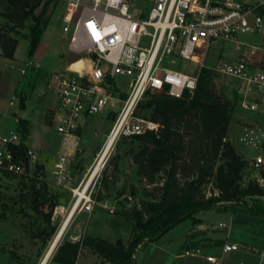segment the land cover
Masks as SVG:
<instances>
[{
  "label": "built area",
  "instance_id": "1",
  "mask_svg": "<svg viewBox=\"0 0 264 264\" xmlns=\"http://www.w3.org/2000/svg\"><path fill=\"white\" fill-rule=\"evenodd\" d=\"M61 1L63 31L70 33V50L77 57L69 64L82 62L77 70L68 65L50 74L49 84L57 99L51 110V123L63 137L77 136L84 119L110 114L115 118L104 148L111 141L114 145L123 138L147 132L158 135L163 126L139 116V103L148 92H166L177 98L185 92L193 95L204 67L237 82L238 105L243 111L255 113L264 104V43L241 39L264 36V3L143 0L147 7L137 15L132 11L133 0ZM218 44L231 46L235 57L213 54V62L207 63L211 48ZM196 56L197 71L184 72L179 68L180 61L192 62ZM119 78L127 80L126 90L121 88ZM15 102L17 98L13 97L10 105ZM246 132L240 139L251 146L258 139L257 131ZM21 144L24 143L19 132L0 135V174L27 178L30 165H37V153L31 148L18 153ZM66 162L62 156L54 166L53 176L59 185L66 180L62 175ZM248 166L264 172V143ZM255 181L264 188V177ZM82 186L73 190L77 209L81 206L82 212L90 213L95 199L89 187ZM114 211L112 207L111 212ZM238 248L226 244L223 252ZM84 252L86 248L82 247L79 254ZM208 260L217 262L215 257Z\"/></svg>",
  "mask_w": 264,
  "mask_h": 264
},
{
  "label": "rangeland",
  "instance_id": "2",
  "mask_svg": "<svg viewBox=\"0 0 264 264\" xmlns=\"http://www.w3.org/2000/svg\"><path fill=\"white\" fill-rule=\"evenodd\" d=\"M239 1L251 4L264 3V0ZM83 2L89 3L90 0H83ZM133 3L132 11L137 15L145 11L147 7L144 5L143 0H133ZM40 10L38 9L37 12ZM3 11L4 5L0 2V14ZM63 11V1L56 0L50 4L47 14L50 17V29L57 36H46L49 41V49L46 51L44 65L49 69H56L57 72L61 71L67 63L77 58L75 55L71 56V53L67 49V41L71 35L63 31L65 25L61 18ZM0 23H5V19L1 15ZM30 23L31 21L28 20L25 22V27L19 28L22 34L29 33L27 25ZM15 37L20 42V44L18 42V58L27 62V67L25 68V73L22 74V83L18 86L15 94L11 87V89H7L4 99L8 101L14 95L17 98L18 108L24 109L25 107H30L34 110L36 116L41 115L45 118L47 126L43 128L36 127L34 137L36 141L43 143V150L39 151L41 154L40 160L45 162L49 168L46 169L44 167L45 176L40 175L39 180H43L46 183L48 192L53 197L49 198L47 204L44 207H40V210L44 208L48 211L49 205H54V210L51 222L48 223L45 221L43 214L36 212L34 209L35 194L30 177L33 178L38 175L35 163H32V166L30 165L27 171L28 179L25 178V180L13 175L0 174V264H39L66 215L74 208L77 197L74 196L73 190L84 184V181L88 179L91 173L90 171L97 165L104 148L106 134L112 125L115 115L110 114L109 116L101 115L88 118L85 121L81 134L77 133L79 148H85L86 152L78 148L72 157L65 155L63 137L49 121L51 110L55 106L56 97L55 89L51 88L49 84L50 73L44 74L36 69L37 67L32 62V57L27 53V50L29 51V41L20 36ZM241 39L254 43L258 41L259 37L247 36V38ZM220 49V44L211 48L207 63L213 62V54L219 53ZM197 60L198 57L196 56L192 62L180 61L179 68L184 72H195L197 71ZM20 64L21 66L16 64L17 66L14 67L8 65L9 68H5L3 65L0 66L5 73L11 74L13 84L21 76L18 66H25L24 62ZM118 80L121 88L126 90L127 80L121 78ZM217 83L227 88L230 96L232 90H235V94L237 95L238 84L232 78L219 75ZM147 99L148 97L143 102ZM137 113L139 116L146 118L150 116V110L144 108L138 109ZM16 118L19 117L16 115ZM19 119L22 120L21 118ZM14 124L13 118L6 116V119L0 120V133H9L7 130ZM248 129L257 131L255 134L258 136V139L256 138L255 143L251 146L245 145L240 139L243 133H247ZM19 134L22 137L24 135L21 128ZM228 139L235 146L237 152L249 163L259 152V147L264 143V104L255 113L243 111L236 105ZM131 145L130 139H121L113 145L103 167L89 186V192L92 193L95 199L92 212H82L80 210L81 206L78 207L58 246L64 240L78 242L84 241L88 237L102 238L113 243L121 240L125 244H128L132 239L134 222L127 219L126 213L135 208L140 209L144 202L151 200V196H147L146 191L150 195H157V187L149 185L138 175V167L129 154ZM62 156L67 158L65 170L62 172L66 180L63 184L59 185L53 176V172L55 171L53 163L58 161ZM260 176H262L260 171L247 166L244 171V183L247 184V182L256 180ZM40 185L37 182V188ZM209 192L208 187L206 195L209 196ZM112 207L115 209L114 212H111ZM212 212L209 211L205 214L210 220L212 219L211 221L214 223H219V221L223 220L227 221L229 228L233 229L231 241L236 242L240 246L239 252L241 253L239 254L248 252V261L251 264H260V259L258 258L260 254L252 252L251 248L254 247L255 249H259L258 251L264 252V217L254 215L249 209L243 207L241 211L233 213L234 221L229 223L228 217L215 216L211 218L210 214H214ZM216 213L220 214L219 212ZM190 222V220H185L164 234L159 240L141 246L135 252V258L138 259L136 264H145L150 256L162 258L161 264H180V260H175L174 258L168 260V243L176 244L188 231L190 224L195 226V224ZM49 234L51 235L48 239ZM58 246L48 264H58L53 260ZM246 246H248V251H245ZM84 247L87 251L82 256L87 258L90 254H95L97 263L101 262L102 256L100 254L88 245ZM102 260V264L107 261L105 258H102ZM195 260L187 257L182 262L189 263ZM240 262L247 264V259L239 256V258L235 257L233 260L234 264H239Z\"/></svg>",
  "mask_w": 264,
  "mask_h": 264
},
{
  "label": "trees",
  "instance_id": "3",
  "mask_svg": "<svg viewBox=\"0 0 264 264\" xmlns=\"http://www.w3.org/2000/svg\"><path fill=\"white\" fill-rule=\"evenodd\" d=\"M55 1L0 0L4 5L0 15L5 19V23H0L3 57L14 59L19 42L15 36L28 40L29 56L34 55L50 22L47 16L50 4ZM38 9L41 10L37 12ZM28 20L31 21L27 25L29 33L22 34L19 28L25 27ZM219 75L204 67L193 95L185 92L177 98L166 92H148L145 97L148 99L139 103L137 110H150L148 119L163 127L158 135L147 132L123 138L131 140L129 154L138 167V175L157 187V195L145 190L151 200L144 202L140 209L126 213L127 219L134 222L129 243L92 237L78 242L64 240L58 246L54 262L76 264L81 248L88 245L111 264H135L133 255L141 246L159 240L185 220L195 225L200 223V216L209 211L233 214L245 207L254 215L264 217V188L255 180L244 183L248 161L228 139L238 96L235 90L230 96L227 88L217 83ZM18 124L23 125L22 120ZM26 150L27 146L21 144L18 153ZM36 166L38 175L30 177L35 194L34 209L49 223L54 205H49L48 211L40 207L53 195L49 194L46 183L39 180L40 175L45 176L44 167ZM37 182L41 184L39 188ZM208 187L209 196L206 195Z\"/></svg>",
  "mask_w": 264,
  "mask_h": 264
},
{
  "label": "crops",
  "instance_id": "4",
  "mask_svg": "<svg viewBox=\"0 0 264 264\" xmlns=\"http://www.w3.org/2000/svg\"><path fill=\"white\" fill-rule=\"evenodd\" d=\"M46 36H53V37L57 36L56 33L50 29L49 25L47 29L44 31L40 44L37 47L34 55L32 56V62H34V65L35 67H37L36 69H38L39 72H42L44 74L45 73L52 74L53 72H57V70L49 69L48 67H45L44 65L46 51L49 49V41L46 38ZM249 36L259 37L260 40L258 39V41H255L254 43H259V42L264 43V36H261L260 34L249 35ZM245 37L247 38V36ZM247 42L253 43L248 40ZM19 44L17 46L14 59H8V58L3 57L1 55V48H0V66L3 65L5 68H9L8 65L10 67H14L17 65L21 66L20 63L22 62H24L25 64L24 67L18 66V68H20L21 76L17 80V82L16 81L14 82V84H13L11 74L5 73V71L0 68V118H1L0 120L2 121L6 119V116H11L13 120L15 121V124L11 126L9 130H7L9 133H0V135H7V134H10L11 132H19L20 128L23 130V132L25 131V129H27V134H24L22 137L23 143L28 148H31L37 153L38 161H39L38 164L42 165L46 169H49L47 167V164L40 160V156H41L40 152L43 150V143L36 141L34 137L35 136L34 131L36 127L43 128L47 126L45 123L44 116H41V115L36 116L34 114V110H32V108L30 107H25L24 109L18 108L17 102H15L13 106L10 105V102L13 99L14 95L8 101L4 99L7 89L9 88L11 89V87L15 94V91L17 90L18 86L22 83V70L27 67V62L18 58ZM67 49L71 53V56H72L73 54L70 50V38L67 41ZM27 53H28V50H27ZM216 54H222L229 58L235 57L233 48L229 47L228 45H222V44H221V49L219 53L217 52ZM68 65L69 63H67L62 68V70L66 68ZM56 104H57V99L55 97V106ZM16 115L17 117L22 119L23 125L20 126V124H18V122L16 121ZM87 119L83 120V125L78 130L80 134L82 132V128L85 125V121H87ZM49 121L51 122V118ZM63 147L65 150L64 151L65 155L72 157L75 153V150L80 147L78 143V135L74 137H63ZM79 149H83V151L86 152L85 148H79ZM56 162L57 161L53 163V166L55 165ZM212 213L214 214H210L211 218L215 216L228 217V219L230 220L229 223H231V221H234V215L232 213L219 212L220 214H218L214 211ZM205 214L200 216V219H201L200 223H198L195 226L190 224L188 231L185 233V235L180 240H178L176 244L168 243V253H167L169 255L167 257L168 260L174 258L175 260H180V264H234L233 260L235 259V257L239 258V256L240 257L243 256L245 259H247V264H251L250 261H248V252H242V254H239L241 253L239 252V248L236 251H231L228 253L223 252V246L226 244L237 245L238 247H240L236 242L231 241L233 238V231H232L233 229L231 227L229 228V226L227 225V221L223 220V221H219V223H214L213 221H211L212 219L210 220ZM251 250L252 252H257L260 254V256H258V258L260 259V264H264V252L258 251L259 249H255L254 247H252ZM187 251L196 252V253L187 255L185 254ZM245 251H248V246L245 247ZM232 254L234 255L232 256ZM187 257L188 258L191 257L196 260L191 261L189 263L184 262V261L182 262V260L186 259ZM208 257L217 258V262L216 263L210 262L208 260ZM102 258L100 259L101 264L103 262ZM137 260L138 259L135 258V264L137 263ZM161 260L162 258H157V257L153 258V256H150V258L148 259V261H146L145 264H161ZM168 260L167 262L169 263ZM100 263L99 262L97 263L95 254H90V256H88L87 258L85 256H82V254H79L77 258V262H76V264H100ZM239 264H243V263L240 262Z\"/></svg>",
  "mask_w": 264,
  "mask_h": 264
},
{
  "label": "bare ground",
  "instance_id": "5",
  "mask_svg": "<svg viewBox=\"0 0 264 264\" xmlns=\"http://www.w3.org/2000/svg\"><path fill=\"white\" fill-rule=\"evenodd\" d=\"M69 65L71 66V69L77 70L82 65V62H73L72 64H69ZM112 147H113V142L111 141L103 149L102 154L100 155V158L97 162V165L94 167V169H92V171H90L91 173H90L88 179L86 181H84L83 187L88 188L90 186V184L92 183L94 178L97 176V174L99 173V171L103 167ZM80 194H82V192ZM77 205H78V203H75L74 208L72 210H70L69 213L66 215L61 227L59 228L56 236L54 237L52 243L50 244L48 250L46 251L44 257L42 258V260L40 261L39 264H48V262L50 261L55 249L57 248L61 238L63 237L65 231L67 230L68 226L70 225V223H71V221L75 215V212L77 210Z\"/></svg>",
  "mask_w": 264,
  "mask_h": 264
}]
</instances>
